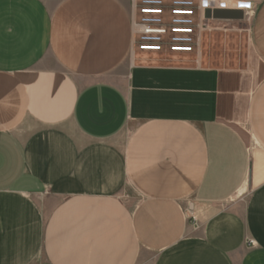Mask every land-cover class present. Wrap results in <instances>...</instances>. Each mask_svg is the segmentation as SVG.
I'll list each match as a JSON object with an SVG mask.
<instances>
[{"label": "crops", "instance_id": "obj_1", "mask_svg": "<svg viewBox=\"0 0 264 264\" xmlns=\"http://www.w3.org/2000/svg\"><path fill=\"white\" fill-rule=\"evenodd\" d=\"M235 1L168 56L130 0H0V264H264V0ZM221 22L263 73L242 121Z\"/></svg>", "mask_w": 264, "mask_h": 264}, {"label": "built area", "instance_id": "obj_2", "mask_svg": "<svg viewBox=\"0 0 264 264\" xmlns=\"http://www.w3.org/2000/svg\"><path fill=\"white\" fill-rule=\"evenodd\" d=\"M132 48L143 54H193L199 44L200 21L207 12L240 11L251 3L235 0H132ZM201 21V22H202ZM195 221L192 211H187Z\"/></svg>", "mask_w": 264, "mask_h": 264}, {"label": "rangeland", "instance_id": "obj_3", "mask_svg": "<svg viewBox=\"0 0 264 264\" xmlns=\"http://www.w3.org/2000/svg\"><path fill=\"white\" fill-rule=\"evenodd\" d=\"M130 1L132 3V0ZM227 24L221 22L219 23V25H217L220 31H217L215 36L213 34L211 35L212 37L211 47L212 50H214L218 54L219 53L223 54L224 49L226 48V55H230L232 59L231 67L239 70L245 69V72L234 76L232 80V84H233L232 86L240 90L241 93L233 101L232 103L233 107L230 108L229 112L225 111L224 108L222 112L223 116L229 120L242 121L244 114L245 96H247L251 88L258 81V79L260 78V74L263 73L258 61L254 57L253 53L249 50L247 37H246V42L244 41L243 38L239 41L237 40V38H235L233 42L227 41V43H223L225 45L222 46L223 45L222 41L218 40L220 38L222 39V35H226L227 37L232 34L238 35L239 33L242 32L243 28L245 27V25L242 22H234L232 23L233 25L231 26L230 25L228 26ZM247 24L248 23L246 21V29H247ZM232 28L235 29L231 31ZM206 36L207 35H204V41L206 40Z\"/></svg>", "mask_w": 264, "mask_h": 264}, {"label": "water", "instance_id": "obj_4", "mask_svg": "<svg viewBox=\"0 0 264 264\" xmlns=\"http://www.w3.org/2000/svg\"><path fill=\"white\" fill-rule=\"evenodd\" d=\"M239 13V11H215L214 13L217 14V13Z\"/></svg>", "mask_w": 264, "mask_h": 264}]
</instances>
